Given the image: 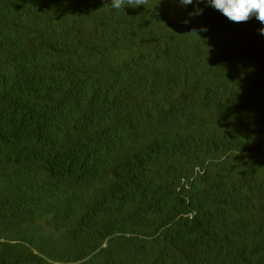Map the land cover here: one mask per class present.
<instances>
[{
    "label": "trees",
    "instance_id": "trees-1",
    "mask_svg": "<svg viewBox=\"0 0 264 264\" xmlns=\"http://www.w3.org/2000/svg\"><path fill=\"white\" fill-rule=\"evenodd\" d=\"M197 6L0 0V264H264V25Z\"/></svg>",
    "mask_w": 264,
    "mask_h": 264
},
{
    "label": "clouds",
    "instance_id": "clouds-1",
    "mask_svg": "<svg viewBox=\"0 0 264 264\" xmlns=\"http://www.w3.org/2000/svg\"><path fill=\"white\" fill-rule=\"evenodd\" d=\"M179 3L181 6H195V10L190 13L191 16L201 15L203 9L197 5L205 3L231 22H247L254 17L261 25H264V0H179ZM200 30L207 31L206 28ZM258 32L264 35V27L258 29Z\"/></svg>",
    "mask_w": 264,
    "mask_h": 264
}]
</instances>
